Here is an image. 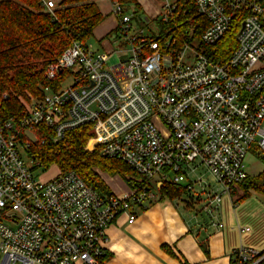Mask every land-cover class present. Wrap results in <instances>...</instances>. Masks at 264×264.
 Instances as JSON below:
<instances>
[{
  "label": "built area",
  "instance_id": "built-area-1",
  "mask_svg": "<svg viewBox=\"0 0 264 264\" xmlns=\"http://www.w3.org/2000/svg\"><path fill=\"white\" fill-rule=\"evenodd\" d=\"M108 1L114 38L100 46L117 48L74 42L46 70L57 87L27 105L18 124L0 118V264H102L109 225L120 215L134 223L159 200L158 185L185 186L187 200H205L214 216L248 177L252 146L264 152V0H193L206 29L190 22L169 36L162 26L187 0H137L139 14ZM60 2L40 0L51 15ZM238 14L244 20L227 58L221 42ZM86 125L92 150L134 170L128 194L102 196L73 171L38 180L20 154L32 144L23 132L44 141L46 130L57 142ZM262 261V251L248 247L231 255V264Z\"/></svg>",
  "mask_w": 264,
  "mask_h": 264
},
{
  "label": "trees",
  "instance_id": "trees-1",
  "mask_svg": "<svg viewBox=\"0 0 264 264\" xmlns=\"http://www.w3.org/2000/svg\"><path fill=\"white\" fill-rule=\"evenodd\" d=\"M121 2L137 0H120ZM193 0L180 9L178 17L162 29L169 34L180 32L190 26L204 24L206 19L200 16ZM244 20V14L234 17L235 28L229 33L221 47L228 58L236 48V35ZM105 21L100 7L93 0H61L55 15L43 10L40 0H0V118L12 120L18 124L27 113V105L43 98L47 87L56 88L57 82L46 79L47 68L55 64L62 54L74 42L88 44L94 37V31ZM199 36L202 29L196 27ZM44 141L37 134V144H31L27 150L30 159L48 171L53 166L59 173L75 172L100 195L110 197L112 191L101 178L98 170L108 175H120L129 182L127 176L135 177L134 170L120 160L106 159L100 155L99 149L89 150L93 138L92 127L82 126L69 131L54 142L48 131H44ZM21 139L28 140L26 133ZM253 155L264 165V152L254 147ZM160 200H178L187 195L183 185L164 182L157 186ZM264 194V170L257 176H248L232 195L235 204L245 201L251 192ZM187 207L194 209L193 201L186 200ZM264 254V250L262 251ZM108 258L102 257V264ZM260 264H264L262 261Z\"/></svg>",
  "mask_w": 264,
  "mask_h": 264
},
{
  "label": "crops",
  "instance_id": "crops-1",
  "mask_svg": "<svg viewBox=\"0 0 264 264\" xmlns=\"http://www.w3.org/2000/svg\"><path fill=\"white\" fill-rule=\"evenodd\" d=\"M115 26L116 21L112 30ZM118 182L123 185L108 184L112 193L128 194L129 186ZM240 193L225 196L214 216L197 204L194 209L187 207L185 201L188 214L179 199L160 197L139 212L132 224L127 216H118L106 230L109 242L104 256L108 258L103 264H231L232 253L241 247L263 251L264 194L252 191L249 198L235 204ZM217 222L224 226L218 228ZM246 227L250 232L243 233Z\"/></svg>",
  "mask_w": 264,
  "mask_h": 264
},
{
  "label": "rangeland",
  "instance_id": "rangeland-1",
  "mask_svg": "<svg viewBox=\"0 0 264 264\" xmlns=\"http://www.w3.org/2000/svg\"><path fill=\"white\" fill-rule=\"evenodd\" d=\"M95 2H99L98 5L100 7V10L102 12V14L105 16V21L96 29V32L94 33V37L88 42L87 46L89 48H91V50H100V51H110V50H114L117 48V45H108L106 47H103V49L101 48L100 45H105L106 41L109 40V41H113L112 39L114 38L113 36H110L112 35L113 33V27H114V23H115V20L114 18L112 17L111 15V11H112V8H111V3L108 1V0H93ZM123 6L126 8V10L130 13L132 12H137L138 14L141 12L139 10V8L135 5L134 2H129V1H125L123 2ZM153 26L154 25V22H152ZM145 30H146V34L149 33V28L148 27H145ZM109 31V32H108ZM154 32H156V29H154ZM154 34V33H153ZM152 35V34H151ZM117 63V59H113V61L111 62V65L112 64H115ZM71 80L68 81L66 84V87L68 85L71 84ZM264 125V123H263ZM254 146H252L251 150H250V153L248 154L247 158H246V169H247V172L249 173L250 176H257L260 172H262L264 170V165L253 155V149H254ZM19 151H20V154L21 156L23 157L24 161L27 163V165L31 168V170L33 171L35 177L38 179V180H41V181H49L51 179H53L54 177H56L59 172H58V169L53 166L50 170L46 171L44 170L43 168H37V166H35V164H33L31 162V159L29 157V154H28V150L25 148V147H20L19 148ZM101 178L105 181V183L110 186H113L116 188L117 186L116 183H120L121 182H118L120 180L124 181L125 184L127 186H129V182L125 181L124 178H122L120 175H115V176H112V175H108L106 173H103L102 171L98 170ZM205 178L207 180H209V182L212 184V186L214 187L215 190H218V186L216 187L215 186V182L213 181L212 177L207 173V175L205 174ZM117 178V180H114V178ZM132 176H127V179L126 180H129L131 179ZM113 182V184H112ZM115 182V183H114ZM123 185V184H121ZM155 192L158 194V190L157 189H154ZM199 191V188H196L195 190V193ZM193 193V194H195ZM241 195V193H240ZM207 196L204 195L203 198L205 199ZM186 197L182 198V199H179L180 201V205L183 207V210L188 213V210L186 209V207H184V202L186 201ZM207 202L204 200L203 202L201 203H198L197 206H198V209L200 210H204L205 206H206ZM13 213V212H11ZM189 214V213H188Z\"/></svg>",
  "mask_w": 264,
  "mask_h": 264
},
{
  "label": "water",
  "instance_id": "water-1",
  "mask_svg": "<svg viewBox=\"0 0 264 264\" xmlns=\"http://www.w3.org/2000/svg\"><path fill=\"white\" fill-rule=\"evenodd\" d=\"M26 136L28 138V140L32 143V144H37L38 140H37V137L31 133V132H27L26 133ZM92 144L89 145V150H92ZM161 186V185H160Z\"/></svg>",
  "mask_w": 264,
  "mask_h": 264
}]
</instances>
